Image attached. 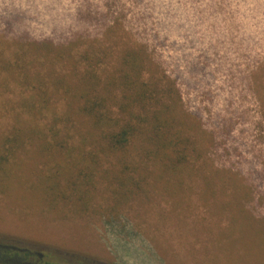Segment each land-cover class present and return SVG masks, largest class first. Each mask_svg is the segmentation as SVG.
<instances>
[{
	"label": "rangeland",
	"instance_id": "1",
	"mask_svg": "<svg viewBox=\"0 0 264 264\" xmlns=\"http://www.w3.org/2000/svg\"><path fill=\"white\" fill-rule=\"evenodd\" d=\"M129 51L145 56L148 83L174 86L190 161L126 173L103 155L0 144V244L41 264H264V0H0V139L22 96L50 98L32 118L44 126L65 90L103 92ZM22 76L46 82L36 90ZM83 122L74 141L90 149ZM133 173L137 188L113 181Z\"/></svg>",
	"mask_w": 264,
	"mask_h": 264
},
{
	"label": "trees",
	"instance_id": "2",
	"mask_svg": "<svg viewBox=\"0 0 264 264\" xmlns=\"http://www.w3.org/2000/svg\"><path fill=\"white\" fill-rule=\"evenodd\" d=\"M24 52L19 44L18 54ZM144 59L145 56L141 53L126 52L122 59L123 68L111 75L103 92L82 91L77 95L65 90L64 94L57 98L65 100V108L59 113L52 111L44 126L32 125V118L44 115L42 110L45 107L42 104L48 103L50 98L45 92L39 91L22 96L17 102L18 109L12 111L14 125L8 135L0 139L1 147L8 154L15 155L22 146L32 147L33 151V145L36 143V151L40 154L66 157L88 153L95 155L94 158H89L91 162H96L97 155H103L120 161V166L126 173L136 172L138 169L147 171L150 162L154 167L162 166L167 171L178 170L180 166L188 163L193 152H196L195 142L188 134H184L185 128H181H187L188 124L180 123L176 117L177 100L170 99L171 94L176 93L174 86L166 89L159 88L154 82L148 83L152 76H148V79L143 76L146 71ZM4 65L9 66L10 63ZM85 74L95 76V73ZM16 79L22 85L27 84L36 90L46 82L42 76H35V79L22 76ZM84 79L88 82L87 76H84ZM51 81V85L55 87L64 84L63 77L56 76ZM164 97L169 98L171 103L163 101ZM35 102L37 106L34 105ZM112 107H115L116 112H112ZM74 118H81L77 125L73 123ZM82 120L93 132V136H90V149L85 148L87 142L84 136L79 135L78 143L74 141L75 130H78L76 127L84 126ZM4 145L9 146L5 149ZM1 155L4 154L0 153ZM84 168L88 173L80 174H85V179H91L90 174L94 169L92 164ZM138 176H113V181L115 180L118 188H137L141 184ZM49 190L55 195L57 185L49 186ZM130 193L131 191H128V194ZM23 255L32 258L27 259ZM14 263L41 264L37 255L32 252L0 244V264Z\"/></svg>",
	"mask_w": 264,
	"mask_h": 264
}]
</instances>
